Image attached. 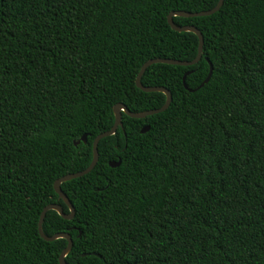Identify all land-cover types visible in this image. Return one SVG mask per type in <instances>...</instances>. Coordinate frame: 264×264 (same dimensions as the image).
<instances>
[{"label": "trees", "instance_id": "16d2710c", "mask_svg": "<svg viewBox=\"0 0 264 264\" xmlns=\"http://www.w3.org/2000/svg\"><path fill=\"white\" fill-rule=\"evenodd\" d=\"M218 1L0 0V264H61L67 239L38 233L46 205L69 212L56 179L90 164L117 103L164 104L137 86L141 65L199 47L168 13ZM173 19L202 32L199 61L149 64L141 82L169 106L122 111L95 166L61 184L73 216L45 213L44 234L72 238L69 264H264V0Z\"/></svg>", "mask_w": 264, "mask_h": 264}, {"label": "water", "instance_id": "95a60500", "mask_svg": "<svg viewBox=\"0 0 264 264\" xmlns=\"http://www.w3.org/2000/svg\"><path fill=\"white\" fill-rule=\"evenodd\" d=\"M223 3H224V0H219L218 3L215 5V7L211 8L209 10L193 12L192 10H186V9H174V10H171L168 13V15H167L168 22L171 24V26L173 28H175V29H177L179 31L192 30V32H194V33H196L198 35V37H199V47H198L197 54H196V56L193 59L192 58L191 59H180V58L157 56V57L148 58L141 65V67H140V69H139V71L137 73V76H136V84H137V86L139 88H141L142 90H144V91H146V90L147 91H152V90H162V91H164L166 93V95H167L164 104H162L159 107L148 108L147 110L142 111V112H134V111H131L125 104L117 103L114 106L115 123H114L113 127L110 128V129L108 128L106 130L100 131L99 133H97L93 137V140H92V157H91V160H90L91 161L90 164L87 167H85V168H83L81 170L67 172V174H65V175L59 177L58 179H56V181L54 183L55 191L59 194L60 198L63 199V201L66 203V205L70 209H69L68 213H64L63 210H62L63 207L59 203H50V204L46 205L42 209V211L40 213V217H39V220H38V233L43 239H45L47 241H52V240L57 239V238H66L67 239V244L68 245L61 252L60 257H59V261H60L61 264H69L66 261V256L70 252V250H71V248L73 246L72 238H71L70 234L63 233V232H58V233H54L53 235L48 236V235L44 234L43 231H42V223H43V219H44L45 213H46V211H48L50 209L55 210L59 215H61L65 219H69L70 217L73 216L75 206L72 203V201L70 200V198L66 195V193L62 190L61 184L63 182H65V181H68V179H71V178H74V177H77V176H80V175H83V174L89 172L95 166V164L97 163V159H98V149H97L98 141L103 136L112 135L115 132L116 128H118V126L122 124V111H124L126 114H128L131 117L143 118V117H146L148 114H152V113H155V112L162 111V110L166 109L169 106V104L172 101V92H171V90L169 88H167L165 86H160V85H146L145 86V85L142 84L141 76H142L143 72L145 71V68L149 64H151L153 62H167V63H176V64H184V65H186V64H192L193 65V64H195V63H197L199 61V59L201 57V54H202V47H203V44H204L203 34L196 26H193L192 24H183V25L177 24L174 21V19H173L174 15L192 16V17L211 15V14L217 12L222 7ZM189 71L190 70H186L183 73L184 84L187 87H188V85L186 83V74ZM211 74H212V65L209 62V71H208V74L206 75L207 77L205 78V80L198 87H196L194 89L191 88V87H188V88L191 89V91H194V90H197V89L201 88L202 86H204L210 80ZM148 128H150L149 124L144 126L143 128H141L140 132H145V131H147ZM86 137H87V133H83L80 136V138L74 139L73 143L77 144L80 140L85 142L86 141ZM120 163H121L120 160L111 161L110 165L113 166V167H116V166L120 165ZM92 253L99 254L98 252H92Z\"/></svg>", "mask_w": 264, "mask_h": 264}]
</instances>
